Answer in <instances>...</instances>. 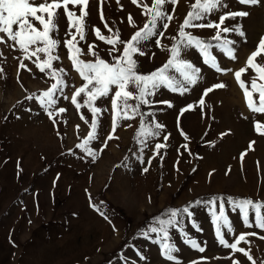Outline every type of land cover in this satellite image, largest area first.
Wrapping results in <instances>:
<instances>
[{
    "label": "rangeland",
    "instance_id": "obj_1",
    "mask_svg": "<svg viewBox=\"0 0 264 264\" xmlns=\"http://www.w3.org/2000/svg\"><path fill=\"white\" fill-rule=\"evenodd\" d=\"M194 2L179 0L176 5H165L166 11L175 8V12L161 38V47L156 46L154 37L140 46L144 55L134 53L133 59L137 61L138 72L148 74L162 67L171 58L170 49L178 46L180 59L200 69L197 83L187 85L183 94L161 86L157 94L149 98L153 100L152 105L141 106V112L152 113L143 116L144 131H158V136H137L141 131V117L119 118L120 109L114 113L111 107L113 93L96 99L93 106L101 109L96 116L97 139L86 145L96 152L95 160L76 147L92 131V114L84 103L87 99L84 94L77 98L82 105L79 110L71 103L75 88L84 81L63 44L70 38L66 37L69 25L63 8L58 10V31L52 34L61 44L51 55L59 56L52 65L54 69L64 70L58 77L66 85L62 94L57 93L55 107H64L67 111L59 116L54 114L55 125L38 101L27 99L41 96L56 82L33 63L37 57L43 61L47 56L37 53L31 59H24L19 46H12L15 42L0 43V264H174L162 257L159 244L154 242L160 237L144 233L150 227L159 226L154 218L167 219L166 210L190 203L192 215L190 218L178 216L179 227L205 247V251L192 249L178 231L170 230L169 242L178 249L173 255L182 264H191L201 257L206 258L201 264H233V260L252 264L243 254L233 255L230 248L218 243L208 205L203 202L214 196L264 202V135L258 134L254 127L257 121L264 124V114L248 109L243 90L234 77V71L245 67L246 59L256 50L259 37L264 35V0L255 5L225 0L227 8L200 21H218L219 15L225 12L249 13L247 17L228 19L221 26L244 33L243 36L235 31L222 33V39L235 42L230 47L236 59H229L215 47L217 41H205L213 45L209 53L217 58L218 66L232 70L227 73L205 64L196 48L181 43L179 27ZM138 3H150V0H138ZM68 7L79 16L83 6L70 4ZM86 11L85 39L77 37V47L87 53V45L91 44L97 55L106 61L110 60L107 50L111 45L97 38L94 29L112 37L119 31L121 39L128 40L148 20L142 15V7L131 0H119V3L117 0H89ZM129 14L135 27L129 23ZM161 23L158 22V31H164ZM185 31L198 38H212L216 30L189 27ZM71 55H77L75 50ZM79 59L88 62L95 57L83 54ZM20 60L31 71L20 68ZM255 62L264 66V54ZM168 74L182 79L174 69H169ZM255 75L252 69L242 75L249 88ZM217 83L226 87L204 95L205 89ZM257 83L264 80L257 79ZM128 91L135 93L136 89L129 86ZM64 96L69 99L65 100ZM253 99L258 105V93H253ZM161 101L171 102L172 107ZM128 102L136 103L135 100ZM181 109L187 110L181 114ZM47 111L54 112V109ZM113 115L117 116L114 138L101 152L102 142L111 132ZM155 123L163 128L155 129ZM221 133L228 134L221 136ZM165 135L167 141H164ZM251 141L255 143L249 148ZM157 143L166 144L159 155L153 151ZM241 153L246 155L241 158ZM225 208L237 235L257 232L264 236L260 229L246 228L238 211L233 212L227 203ZM249 218H253L251 213ZM193 222L201 231L192 226ZM225 237L232 242L226 232ZM247 239L250 243L241 242L239 247L250 249L255 264H264V239L257 236ZM230 255L231 259L226 258Z\"/></svg>",
    "mask_w": 264,
    "mask_h": 264
},
{
    "label": "snow or ice",
    "instance_id": "obj_2",
    "mask_svg": "<svg viewBox=\"0 0 264 264\" xmlns=\"http://www.w3.org/2000/svg\"><path fill=\"white\" fill-rule=\"evenodd\" d=\"M131 2L138 7H142V15L147 16L148 20L142 27L138 28L128 40L121 39L119 31L112 37L103 36L101 35L100 29H94V34L97 38L111 45L107 50L110 60L106 61L97 55L91 44L87 45V53L84 52L83 48L77 47L79 43L77 37H79V40L85 39L84 17L88 14L86 8L89 0H40L39 3H37V0H0V34H4L0 35V43H7L8 41L15 42L12 46H19V49L24 53V59H31V57L35 56L37 53H44L47 56V59L43 61L37 57V60L33 61V63L41 73L55 78L56 82L52 83L41 96H29L27 99L38 101L40 107L46 111L49 119L52 120L54 125L57 123L56 119H54V114L55 116H59L67 111L64 107H55L57 104V93L62 94L63 88L66 85L63 79L58 77V73H62L64 70L54 69L52 65L53 60H59L60 58L59 56L51 55L52 50L56 49L61 44V41L54 39L52 34L58 31V20L60 18L58 10L63 8L69 25L66 37H70L65 39L63 44L66 45L69 51V58L72 60L75 70L84 81L81 86L75 88L71 96V103L79 110L82 105L78 103L77 98L80 97L81 94H84L87 97L84 103L88 106L92 114V131L88 133L87 139L76 147L86 151L87 154L92 156L93 160H95L96 152L87 148L86 145L89 141L97 139L96 128L98 121L96 116L97 113L101 112V109L93 106V102L96 99L108 97L110 93H113L111 97V107L114 113L118 108L120 109L119 118L132 120L137 116L141 117V131L137 133V136H158V131H144L143 116H151L152 113L145 114L141 112V106H151L153 100L149 98L154 97L161 86L166 87L172 92L183 94V92L187 91V85H194L199 79L200 69L191 62L180 59V48L178 46H173L170 49L171 58L162 67L148 74L138 72V64L137 61L133 59V54L138 53L139 55H144L140 46L152 40L154 37L156 38L154 41L156 46L161 47V38L164 37V32L169 28L170 22L174 18L172 13L175 12V8H172L171 12L166 11L165 5H176L179 0H150V3L142 4L138 3V0H131ZM237 2L240 5H255L259 0H237ZM117 3H119V0H117ZM70 4L73 6H83L79 16H76V13L69 10L68 6ZM227 7L228 5L225 3V0H195V2L190 5V10L179 27L181 43H183L185 47L196 48L200 52L205 64H209L216 68L217 71L224 73L232 70L221 69L218 66L217 58L209 53V47L213 45L187 33L185 29L189 27L215 29V35L212 37V40L217 41L218 44L214 46L219 47L220 51L229 59H236L234 50L230 47V45H233L235 42L227 38L222 39V33L226 34L235 31L238 32L240 36H243L244 33L237 28L221 26L224 25V22L228 19L247 17L249 13L243 10L225 12L219 15L218 21H209L207 23L200 22L206 20L212 13ZM101 19L103 20L102 11ZM158 22H162L160 26L164 31H158ZM129 23L135 27V25L132 24L131 14H129ZM14 26H16V30H14ZM105 28L109 32L112 31L107 24H105ZM73 29H75V32L72 31ZM5 36L7 39H5ZM173 39H175V37H173ZM117 45H119V47H117ZM31 46H35L34 49L30 50ZM255 49L256 50L252 51L246 59L245 67H241L234 71V77L239 87L243 90L248 109L253 113L264 114V83H257V79L264 80V66L255 62L258 57L264 54V35L259 37ZM73 50H75L76 56L71 55ZM83 54H90L95 57L94 61L85 62L79 59V56ZM19 66L20 68L31 71V69H28L27 65L24 64L23 60H20ZM169 69H174L182 79H177L175 76L168 74ZM249 69H252L256 73L251 80L250 88L248 84L242 80V75L247 74ZM0 71H2V69H0ZM129 86L135 88L136 92L133 93L132 91H128ZM223 87H226V85L217 83L205 89L204 95H207L208 92L214 89ZM254 92L258 93V105L253 99ZM63 98L65 100L69 99L68 96H64ZM129 100H135V105L130 104L128 102ZM160 103L172 107L169 101H161ZM200 103L203 104V99H201ZM188 107L190 108L191 106ZM49 108H53L54 112L47 111ZM185 110L187 109H181V114ZM81 119H84L83 115H81ZM116 121L117 116L113 115L111 120V132L102 142L103 146L99 149L101 152L107 147L108 141L114 138L112 133L115 132ZM85 122L87 123V121ZM127 126L132 127L131 124ZM76 127L79 128V125ZM254 127L258 134L264 135V124L257 121ZM154 128L162 129L163 125L155 123ZM227 134L228 133H221V136ZM167 140L168 136L165 135L164 141ZM254 143V141H251L249 143V148H251V145ZM164 147H166V144H155L153 149L155 155H159L160 149ZM184 147L187 149L186 145ZM244 155H246V153H241V158ZM154 158L155 156L150 157L148 164H151V160ZM144 171L147 172L148 168H144ZM195 203H202V201H196ZM203 203L208 205L211 222L214 226V232L218 243L225 248H230L233 255L241 253L249 261H252V264H255V261H253L250 255V249L246 250L243 247H239V245L241 242L246 244L250 243L247 239L249 236H257L260 239H264V236H259L257 232L239 233L237 235L228 216L225 203H227L233 212L238 211L241 221L246 228L255 227L264 231V214H262L264 202L254 201L250 198H233L230 196L225 198L223 196H214ZM92 207L96 208L95 205H92ZM191 207L192 204L190 203L179 209L166 210L165 215L167 219H160L159 217L154 218V223L159 226L150 227L148 231L144 233L145 236L150 232L160 237L154 242L159 244L162 257L168 261L174 262V264H182V262L173 255L178 249L173 243L169 242L171 239L170 230L178 231L184 238V242L192 249L201 253L205 251V247H202L196 239L190 237L183 228L179 227L177 217L187 215L190 218L192 215L190 211ZM96 210L99 211L98 208H96ZM250 213L253 217L251 220L249 218ZM101 215H103V213H101ZM105 218L107 219V217ZM192 226L196 228L197 231H201L194 222ZM225 232L232 238L231 243L229 239H226ZM226 258L231 259L232 257L230 255ZM204 259L206 258L201 257L200 260L193 261L191 264H201V261ZM233 264H240V262L238 260H233Z\"/></svg>",
    "mask_w": 264,
    "mask_h": 264
},
{
    "label": "trees",
    "instance_id": "obj_3",
    "mask_svg": "<svg viewBox=\"0 0 264 264\" xmlns=\"http://www.w3.org/2000/svg\"><path fill=\"white\" fill-rule=\"evenodd\" d=\"M200 39L204 40V41H211L212 38H206V37H200Z\"/></svg>",
    "mask_w": 264,
    "mask_h": 264
}]
</instances>
